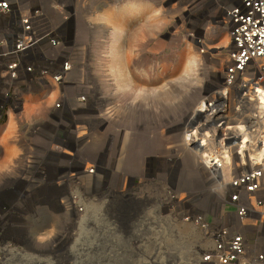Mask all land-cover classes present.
Segmentation results:
<instances>
[{
  "label": "rangeland",
  "instance_id": "obj_1",
  "mask_svg": "<svg viewBox=\"0 0 264 264\" xmlns=\"http://www.w3.org/2000/svg\"><path fill=\"white\" fill-rule=\"evenodd\" d=\"M81 1L87 88L70 94L92 90L99 101L76 121L89 128L69 139L75 152L23 151L6 168L10 123L0 126V236L19 264H194L210 241L180 204L169 205V191L210 210V186L182 126L221 76L229 43L221 10L204 0ZM83 140L89 146L80 148Z\"/></svg>",
  "mask_w": 264,
  "mask_h": 264
},
{
  "label": "built area",
  "instance_id": "obj_2",
  "mask_svg": "<svg viewBox=\"0 0 264 264\" xmlns=\"http://www.w3.org/2000/svg\"><path fill=\"white\" fill-rule=\"evenodd\" d=\"M204 1L221 10L231 36L221 76L206 96L210 141H201L210 157L202 176L221 192L209 211L174 188L169 205L180 204L178 212L210 241L194 264H264V0ZM85 7L81 0H0V126L17 122L21 151L69 149L76 128L89 127L76 121L95 110L97 92L70 94L87 88L76 37ZM197 40L203 46L204 38ZM47 99L51 104L42 106ZM2 239L0 264H19Z\"/></svg>",
  "mask_w": 264,
  "mask_h": 264
},
{
  "label": "bare ground",
  "instance_id": "obj_3",
  "mask_svg": "<svg viewBox=\"0 0 264 264\" xmlns=\"http://www.w3.org/2000/svg\"><path fill=\"white\" fill-rule=\"evenodd\" d=\"M220 19H221V16L219 17V22L221 23ZM228 36H229V41H230L231 36L229 32H228ZM197 43L202 44L201 41H198V40H197ZM201 48H202V51L203 50L205 51L204 44L203 46H201ZM10 119H13V118H10ZM188 120H189L188 123L182 126L183 141L186 147H188L189 149H194L197 155L196 161L198 165L200 166V168L204 171L203 166H202L203 160L205 159L207 165L210 164V157L208 158L206 157V156H209V154H206V155L204 154L206 151H208V148L206 147L205 143H201L202 139L208 142L210 141V102L206 99L205 96L202 97L199 104L197 105V107L195 108L194 112L192 113V115L189 117ZM128 137L129 135L126 136V141H123V144H122L123 149H125L126 148L125 146H127L128 144L127 143ZM132 150L130 152H132ZM90 166L91 164L88 167ZM220 192H221V188L219 186H216V184L210 186V199L214 200L215 198H217L220 195ZM69 203L70 202L65 204L66 205L65 208L67 209V211L72 209L71 208L72 204L69 205Z\"/></svg>",
  "mask_w": 264,
  "mask_h": 264
},
{
  "label": "crops",
  "instance_id": "obj_4",
  "mask_svg": "<svg viewBox=\"0 0 264 264\" xmlns=\"http://www.w3.org/2000/svg\"><path fill=\"white\" fill-rule=\"evenodd\" d=\"M83 50H81V56L83 55ZM81 75V74H80ZM82 80H83V78H81ZM76 81V80H75ZM79 81V80H78ZM40 101V103H41V105L42 106H44V105H46V104H51V102H52V100H50V99H47V100H45V101H43V100H39ZM32 106V104H30V106L29 105H27V109H28V111L32 108L31 107ZM87 120V119H86ZM9 126L7 127V129H6V131H5V133H3L4 135H3V141H4V149H5V152H4V161L3 162H1L2 164H4V166H6V168L8 167V168H10V167H13V163H15L14 162V160H15V158H16V153H19L20 155L22 154V152L23 151H20L18 148H17V145H15L14 144V142H16V143H18L17 141H16V137L14 138V139H12L11 140V137L13 136V134L16 132V126H17V122L15 121V120H13V119H10V121H9ZM13 125H12V124ZM81 123V122H80ZM87 125V124H86ZM89 127H87V129H88ZM88 142H86V140H83V145L81 146V144H80V148H83V147H86V146H89V144H87ZM128 143V142H127ZM71 151H73V152H75L74 150H73V147H71L70 145H69V147H68ZM24 152H29V153H32V152H30V151H24ZM29 157H30V155H29ZM28 158V157H27ZM90 165V163H88L87 162V168H88V166ZM79 172V171H78ZM77 172V173H78ZM79 176H80V178L82 179V180H94V179H92L93 177H92V175L91 174H86V172H81L80 174H79ZM98 178V179H97ZM99 179L101 180L102 179V177L100 176V175H98V176H96V181H99Z\"/></svg>",
  "mask_w": 264,
  "mask_h": 264
}]
</instances>
